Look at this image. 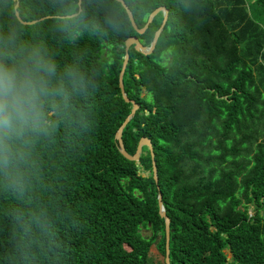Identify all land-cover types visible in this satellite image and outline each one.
<instances>
[{"label":"trees","instance_id":"1","mask_svg":"<svg viewBox=\"0 0 264 264\" xmlns=\"http://www.w3.org/2000/svg\"><path fill=\"white\" fill-rule=\"evenodd\" d=\"M123 1L139 28L162 6L169 19L161 11L138 34L118 2L114 29L84 0L86 26L69 37L56 19L69 0H0V34L43 42L89 81L25 150L22 186L0 172V264H166L159 195L171 264H264V29L250 10L264 0ZM17 2L23 21L49 18L22 24ZM162 26L152 54L128 49L122 75L140 106L124 145L133 156L151 139L157 183L149 147L129 160L115 133L133 109L119 89L125 42L149 47Z\"/></svg>","mask_w":264,"mask_h":264},{"label":"clouds","instance_id":"2","mask_svg":"<svg viewBox=\"0 0 264 264\" xmlns=\"http://www.w3.org/2000/svg\"><path fill=\"white\" fill-rule=\"evenodd\" d=\"M97 3L105 23L115 29L118 0ZM87 15L84 0H69L56 17L58 30L71 37L86 26ZM88 83L78 63L61 66L43 42L24 43L18 31L0 34V172L14 186H22L25 150L35 137L55 129L52 117L67 110L72 94Z\"/></svg>","mask_w":264,"mask_h":264},{"label":"water","instance_id":"3","mask_svg":"<svg viewBox=\"0 0 264 264\" xmlns=\"http://www.w3.org/2000/svg\"><path fill=\"white\" fill-rule=\"evenodd\" d=\"M118 2L122 5V7L124 8L127 17L131 23V26L133 27V29L136 30V32L138 34H143L147 28H148V24L152 21V19L154 18L155 15H157L159 12L163 11L164 12V22H163V26L166 24L167 19H169V9L165 8L164 6L157 8L151 15L148 21V24L144 27V28H139L137 26L136 23H134L133 21V17H132V13L130 11V9L127 7V5L125 4V2L123 0H118ZM19 7V2H17L16 4V16L18 18V20L25 25H31L34 24L38 21L47 19L49 17H45L42 18L40 20L37 21H33V22H25L22 20V18L19 15V12L17 11ZM158 30V32L155 34L154 40L151 44V46L146 47L139 38L137 37H129L126 42H125V56H124V61H123V65H122V70L119 74V89H120V93L123 99H125V101L127 103H131L133 105V109L131 112V115L127 118L126 122L123 123L122 126H120L117 130V132L115 133V138L117 139V142H119V147H120V151L122 153V155H124L127 159L132 160V161H136L139 162L140 161V156H141V152H142V147L144 145H147L151 151V156H152V163H153V174H154V179L155 181L158 183V170H157V163L155 160V152H154V146L153 143L151 141V139H149L148 137H142L140 139V142L138 144V148L137 151L135 153V155H130V153L126 150L125 145H124V140L122 137L123 134V128L126 125L127 122H129V120L136 114V112L139 110L140 106L136 103V101L131 100L128 95L126 94V92H124V88L122 85V75L123 72L125 70L127 61H128V49L132 46H134L135 50L145 54V55H149L152 54V52L154 51V49L156 48L158 39L160 37V34L162 32V28ZM159 214L160 216L165 220V230H166V259H165V263L166 264H171L170 262V232H171V218L169 217V215H167L163 201H162V196L159 195ZM228 257V256H227Z\"/></svg>","mask_w":264,"mask_h":264},{"label":"rangeland","instance_id":"4","mask_svg":"<svg viewBox=\"0 0 264 264\" xmlns=\"http://www.w3.org/2000/svg\"><path fill=\"white\" fill-rule=\"evenodd\" d=\"M255 0H248V4H252L254 3ZM251 12H252V15L254 17V19L256 21H258L260 23V26L264 29V12L258 7L256 6L255 4L251 6ZM264 63V62H263ZM141 174L144 175V176H148V172H142L141 171ZM250 210H252V208H250ZM149 233L147 231H144V233ZM226 254L229 258V260L231 259V254L229 253L228 250H226ZM151 259L155 262H159L161 261V257L159 256V254L153 250L152 253H151Z\"/></svg>","mask_w":264,"mask_h":264}]
</instances>
